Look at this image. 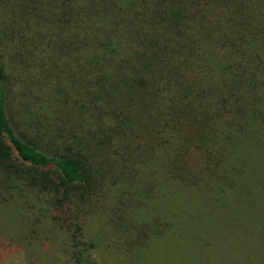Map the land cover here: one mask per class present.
I'll list each match as a JSON object with an SVG mask.
<instances>
[{"label":"trees","instance_id":"trees-1","mask_svg":"<svg viewBox=\"0 0 264 264\" xmlns=\"http://www.w3.org/2000/svg\"><path fill=\"white\" fill-rule=\"evenodd\" d=\"M0 211L26 264H264V0H0Z\"/></svg>","mask_w":264,"mask_h":264},{"label":"rangeland","instance_id":"rangeland-1","mask_svg":"<svg viewBox=\"0 0 264 264\" xmlns=\"http://www.w3.org/2000/svg\"><path fill=\"white\" fill-rule=\"evenodd\" d=\"M7 220V221H6ZM20 220H14L11 218V215L4 217V220L2 218V213L0 211V264H26V255L24 256V250L20 248H13L14 244H11L12 242L9 240L10 235L18 236V233L21 232V234H25V236L29 237L30 239L27 241L29 244L32 245H45L47 243V240L45 239V233L44 229L46 227V223L42 222L40 225H38L36 228L38 229V234L35 232L31 233V236H29L30 232V225H26L24 227L20 226ZM84 222H82L83 224ZM85 226V235H84V240H87L89 238H94L96 236V232L94 230V226L92 228H86ZM8 236V237H7ZM98 247L96 246L95 249ZM181 253V258L185 256H189V253L186 251H182ZM38 254V252H33V255ZM29 256V257H31ZM97 257H93L94 259V264H106L107 262L105 259L102 258V254L100 251L97 250L96 252ZM35 260V258H32ZM171 261H163L160 260V264H179V263H174ZM30 264V263H27ZM47 264H61L60 261H56L55 263L52 261H49ZM71 264V263H70Z\"/></svg>","mask_w":264,"mask_h":264}]
</instances>
